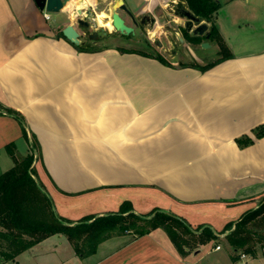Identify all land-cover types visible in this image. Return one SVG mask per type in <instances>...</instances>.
<instances>
[{
    "label": "crops",
    "instance_id": "0c3cea01",
    "mask_svg": "<svg viewBox=\"0 0 264 264\" xmlns=\"http://www.w3.org/2000/svg\"><path fill=\"white\" fill-rule=\"evenodd\" d=\"M115 1L71 0L47 19L35 0H0V102L20 111L29 136L40 141L35 178L61 217L77 222L131 201L136 213L161 208L193 228L210 226L221 240L183 256L157 228L137 238L129 231L114 235L85 258L56 235L25 252L35 264H202L227 248L213 264H264V247L235 259L224 238L227 225L264 197V136L253 132L264 125V47L248 48L253 39L240 33L238 8L227 25L222 2L217 24L234 56L206 70L191 63L206 65L219 55L209 56L201 43L166 65L116 44L81 50L63 35L74 23L83 40L86 30L76 23L81 7L94 10L97 22L99 12H110L112 22ZM124 1L140 19L156 16L158 7L163 15L179 0ZM123 17L132 23L129 14ZM244 134L254 143L241 148L236 139ZM11 142L22 155L30 152L21 123L0 109V173L14 165ZM25 252L0 264H18Z\"/></svg>",
    "mask_w": 264,
    "mask_h": 264
},
{
    "label": "trees",
    "instance_id": "16d2710c",
    "mask_svg": "<svg viewBox=\"0 0 264 264\" xmlns=\"http://www.w3.org/2000/svg\"><path fill=\"white\" fill-rule=\"evenodd\" d=\"M189 8L198 16L209 20V41L218 45L219 57L206 65L198 66L206 70L213 65L234 56L217 24V14L222 6L219 0H186ZM62 34V33H61ZM184 37L193 44H200L205 35H194L183 27ZM81 50L101 48L89 43L78 45ZM122 51L139 52L153 56L166 65L172 63L160 52L139 51L120 47ZM185 66L186 63H181ZM0 109L13 115L23 127V135L30 143L27 155H18L16 144L11 142L7 149L14 165L0 173V259L1 263L14 262L17 257L46 238L64 234L72 244L75 253L85 258L97 252L99 245L118 234L129 231L137 238L157 228H163L176 249L185 256L212 241L219 242L220 235L210 226L192 225L182 217L161 208L146 214L136 213L131 201H124L117 212L89 216L77 222H70L57 214L52 198L43 183L35 178V160L42 159V148L35 133L29 136L25 116L13 107L0 102ZM255 136H264V125L253 129ZM241 148L254 143V139L244 134L236 139ZM225 241L235 251L234 258L243 254L256 256L264 247V201L246 212L235 223L226 227Z\"/></svg>",
    "mask_w": 264,
    "mask_h": 264
},
{
    "label": "rangeland",
    "instance_id": "374dc122",
    "mask_svg": "<svg viewBox=\"0 0 264 264\" xmlns=\"http://www.w3.org/2000/svg\"><path fill=\"white\" fill-rule=\"evenodd\" d=\"M182 0H179L176 4L172 6L173 9H168L163 15L159 17L160 22L154 24L147 25L145 27H140L135 29V33H131L129 35H124L119 31H116L113 25H111V21L107 26L99 27L98 22H95L92 27L86 30V35H88V31L100 32L102 28L105 31H109L112 36L106 37L103 39H99L98 42H88L89 44L96 46H105V45H113L116 44L119 47L127 48V49H135L139 51H154L162 53L170 62H174L177 64V56L181 57L186 55L189 51L188 46H194L197 44H193L188 41L183 34L184 27V19L177 14L178 8L182 5ZM223 3V8L220 10V14L226 19L227 25H230L231 22V12L236 7L238 8V12L240 13L238 18L241 21V34H246L248 38L252 37L253 42L248 46L249 49H261L264 47V0H238L233 4H228V0H219ZM237 3V4H235ZM105 2H101L97 8V11H100L102 5ZM237 5V6H236ZM82 8V7H81ZM80 9V8H79ZM123 15L126 16L128 14L125 10H121ZM158 12H162L161 8L158 7L156 10ZM102 14L104 20H111V13L107 12ZM55 15L52 12V17ZM77 23V22H76ZM103 24L102 21H100ZM111 25V26H110ZM177 30L180 36L184 38V42H180L177 36ZM85 36V35H84ZM177 41V44H175ZM157 42H161L163 44L162 47L157 45ZM178 45V47H176ZM207 48V53L209 56H218V49L216 46H212L211 44ZM242 48V47H239ZM174 51V52H173ZM201 53V52H200ZM188 62L192 61V58L189 56L186 57ZM171 62V63H172ZM18 155H22L23 151L20 148L17 150ZM36 176V175H35ZM264 201V197L263 200ZM63 239L67 241L68 238L64 234H56L54 239ZM220 242V241H219ZM66 243V242H65ZM70 243V242H69ZM70 249L73 248L72 244H70ZM213 247V242H210L202 247V251H208L209 248ZM74 249V248H73ZM227 248H224L222 251L218 253H214L209 255L206 259L203 260L202 264H213L212 257L226 255ZM32 252H25L19 257L18 264H35L33 256H31ZM66 253H60L61 258H65ZM48 257H45L47 259ZM91 259V258H89ZM38 260V259H37ZM51 261V260H50ZM88 261V260H87ZM55 264V263H48Z\"/></svg>",
    "mask_w": 264,
    "mask_h": 264
},
{
    "label": "water",
    "instance_id": "95a60500",
    "mask_svg": "<svg viewBox=\"0 0 264 264\" xmlns=\"http://www.w3.org/2000/svg\"><path fill=\"white\" fill-rule=\"evenodd\" d=\"M37 5L41 10H47L53 13H58L65 8V6L71 2V0H35ZM121 10H125L135 21V16L132 11L129 9L124 0H116L113 4V13H112V23L116 31L124 35H129L135 33V27L127 23L126 19L121 14ZM177 14L182 17L184 21V28H186L190 33L194 35H205L208 39L210 36V27L209 20L201 16L196 15L185 1L182 3L181 7L178 8ZM96 12L90 8L85 11L80 8L76 11V22L78 27L81 29L87 30L93 26L96 20ZM63 35L67 37L70 41L76 45L84 44L85 41L81 39V34L78 31L74 23L68 24L62 30ZM108 31H105L104 28L101 30L103 36L107 35ZM177 35L179 36V41L184 42V38L179 35L177 30ZM176 44V43H175ZM202 47H209L210 42L204 41L201 43ZM178 47V45H176ZM174 52V51H173Z\"/></svg>",
    "mask_w": 264,
    "mask_h": 264
},
{
    "label": "flooded vegetation",
    "instance_id": "af4514ba",
    "mask_svg": "<svg viewBox=\"0 0 264 264\" xmlns=\"http://www.w3.org/2000/svg\"><path fill=\"white\" fill-rule=\"evenodd\" d=\"M160 16H161V14H157L156 16H154V15H145V16L141 17L140 19L135 17V21L130 16L131 19H132L131 25H133L135 27V29L137 27L140 28L142 26L143 27L146 26L145 28L148 29L147 25H150V24H154L155 25L156 23L160 22V20H159ZM88 32H89L88 35H85L84 38H83V41H85V43H88V42L89 43L90 42H95L96 43V42H98L99 39L101 40L103 38L112 36V34L109 33V32L105 36H103L101 34V31L100 32L88 31ZM176 44H177V41H176ZM157 45L160 46V47L163 46V44L161 42H157Z\"/></svg>",
    "mask_w": 264,
    "mask_h": 264
},
{
    "label": "built area",
    "instance_id": "2783aa9c",
    "mask_svg": "<svg viewBox=\"0 0 264 264\" xmlns=\"http://www.w3.org/2000/svg\"><path fill=\"white\" fill-rule=\"evenodd\" d=\"M45 17L47 19H51L52 18V12L45 10ZM220 247H221L220 245L217 246V248H220ZM245 256H246V254L242 255V257H245Z\"/></svg>",
    "mask_w": 264,
    "mask_h": 264
},
{
    "label": "bare ground",
    "instance_id": "6f19581e",
    "mask_svg": "<svg viewBox=\"0 0 264 264\" xmlns=\"http://www.w3.org/2000/svg\"><path fill=\"white\" fill-rule=\"evenodd\" d=\"M73 5H74V1L71 2L70 7H72ZM99 19H100V21H102L103 23H106V24L111 21V20H109V21L104 20L103 17H102V14L99 15ZM100 21H98V22H100Z\"/></svg>",
    "mask_w": 264,
    "mask_h": 264
}]
</instances>
